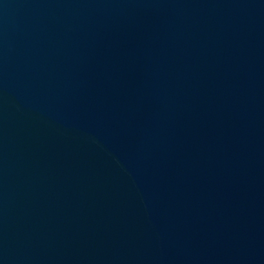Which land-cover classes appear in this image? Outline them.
Returning a JSON list of instances; mask_svg holds the SVG:
<instances>
[{
    "label": "water",
    "instance_id": "1",
    "mask_svg": "<svg viewBox=\"0 0 264 264\" xmlns=\"http://www.w3.org/2000/svg\"><path fill=\"white\" fill-rule=\"evenodd\" d=\"M0 264H264V0H0Z\"/></svg>",
    "mask_w": 264,
    "mask_h": 264
}]
</instances>
